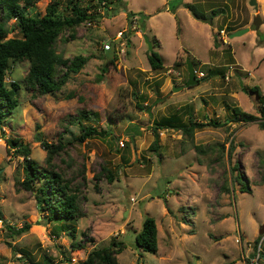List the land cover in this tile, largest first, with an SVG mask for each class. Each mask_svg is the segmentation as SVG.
Here are the masks:
<instances>
[{"label": "rangeland", "instance_id": "374dc122", "mask_svg": "<svg viewBox=\"0 0 264 264\" xmlns=\"http://www.w3.org/2000/svg\"><path fill=\"white\" fill-rule=\"evenodd\" d=\"M52 1L38 0L30 15H45ZM59 1L63 10L69 0ZM122 1L124 5L99 11L94 23L78 27L73 40L71 31L59 37L56 50L61 56L89 58L59 93L35 99L24 86L29 63L11 65L7 83L16 81L22 88L19 106L0 123V264H82L92 250L109 246L113 239L126 245L117 256L119 264H242L236 240L242 233L246 251V241L262 226L264 129L259 122L208 127L192 138L162 130L159 153L151 149L155 140L151 128L154 119L178 110L184 119L192 113L200 121L209 116L225 123L232 118L226 105L264 122L259 98L251 91L258 87L264 94V23L258 31L253 26L257 14L264 22V0H257L258 10L251 6L252 0ZM186 3L197 4L204 19H196ZM128 13L145 15L144 29L151 30L146 35L153 41L156 36L160 42L154 51L162 59L163 70L154 71L150 66L144 32L132 30ZM230 25L251 30L230 39L226 29ZM8 28V38L21 37L15 20ZM107 43L115 45L118 60L102 77L109 61L103 51ZM188 53L199 60L198 72L214 74L174 92L188 80L183 64ZM231 57L235 64H230ZM177 62H181L178 67ZM218 71H224L225 78ZM71 94L74 98L68 99ZM80 110L89 113L87 120L79 117L82 125L109 134L78 142L82 130L79 119L74 118ZM16 137L30 145L31 158L41 167L47 165L42 141L67 144V153L56 162H66L61 166L67 178L81 189L85 217L48 222L35 192L17 187L25 172L24 159L8 145ZM231 141L235 151L229 161L220 146L229 148ZM127 152L130 161L124 162L122 156ZM104 164L114 170L118 180L97 183L95 175ZM246 186L250 191L243 192ZM147 217L157 222V254L136 246V235ZM26 224L31 226L27 233L12 235L9 226L20 229ZM66 225L78 229L77 242H84L83 233L92 241L84 249L72 248L68 233L61 232L60 227Z\"/></svg>", "mask_w": 264, "mask_h": 264}, {"label": "trees", "instance_id": "16d2710c", "mask_svg": "<svg viewBox=\"0 0 264 264\" xmlns=\"http://www.w3.org/2000/svg\"><path fill=\"white\" fill-rule=\"evenodd\" d=\"M38 0H0V123L7 115H11L14 110L19 106V91L22 86L14 81L10 84L7 83V77L12 64L20 62H28L29 69L25 77V89L34 97L42 98L47 95L59 93L67 85L73 75L79 74L89 61L87 56L79 55L74 58H64L56 50V44L59 37L71 31L70 39L76 37V29L86 23H94L97 18L98 12H103L109 8V5L121 4L124 5L122 0H90L89 3L82 4L80 0H69L67 7L61 10V2L53 0L46 8V13L43 16H31L30 11L36 5ZM199 3L200 0H197ZM201 3V2H200ZM197 4H185V7L193 12L196 19H204L198 8ZM213 16L217 14L215 9L212 10ZM99 15V14H98ZM139 15V16H138ZM128 13L130 21L134 17H138L140 29H144L145 15L143 14ZM11 20L16 21V27L19 30L21 37L8 38L10 29L8 23ZM228 33L235 32L238 28L234 26L226 27ZM139 30H137L138 32ZM224 31V30H223ZM154 47L158 42L153 41ZM188 58L193 62L194 68L198 67L199 60L187 54ZM150 66L154 71H161L164 69L160 55L155 51L148 56ZM118 60L117 55H114L107 65L102 69V77L108 72L109 66L114 65ZM233 57L230 58V64H235ZM187 66V63H184ZM181 62H177L176 66H180ZM195 71H197L195 69ZM222 78H225L224 71H218ZM241 75L239 70L236 71ZM214 73L205 74V77L198 79V83L207 80ZM102 81V80H101ZM259 98L260 114L264 118V94L258 87L252 88ZM137 97V93L134 94ZM74 98V95H69L68 99ZM232 116L226 119L225 123L217 120L210 119L209 116L205 117L204 121L196 119L192 113L187 115L186 119L181 115L182 113L173 114L169 117H161L154 119L152 123V132L155 140L151 145L154 152L161 149L159 132L162 130H175L182 132L183 136L192 138L196 131L206 129L208 127L219 128L229 123L243 122L253 123L259 122V125L264 129V122L261 121L259 116L249 114L242 111L239 107H230L226 105ZM144 105L140 106V109ZM148 107V106H147ZM187 107V106H186ZM187 109V108H186ZM181 110V109H180ZM188 112V110H187ZM261 116V117H262ZM74 119L89 118V113L85 110H80ZM80 121L82 133L77 138V141L83 143L90 137L98 135H108L105 130L98 132L95 127L84 126ZM8 145L14 150L17 156L24 159V172L25 178L23 181H17V187L26 191L35 192L36 200L39 204L41 211L45 212V218L48 222L61 221V220H79L85 217L81 195L82 191L73 185V181L67 178L61 164L66 163L61 160V164L56 162V159L62 154L67 153V144L63 141L57 143H49L42 141V146L47 153L46 166L41 167L34 159L31 158V147L29 144H24L20 138L8 140ZM222 152L227 154L229 161L235 151L234 142L231 141L229 148L220 146ZM129 147H127V150ZM201 153H204L203 148H198ZM129 151V150H128ZM127 152L122 156L124 162H129L130 157L126 156ZM264 166V159L261 161ZM106 179L109 183L118 180L117 174L111 167L106 164L102 165L101 171L95 175L97 183ZM264 182V174L262 176ZM98 189V186H96ZM243 192L250 191L249 187L242 189ZM11 232L14 236H20L27 233L31 226L26 224L22 228H14ZM62 233H68L72 240V248L84 249L87 242L92 240L83 233L85 240L80 243L77 242L78 229L72 225L60 227ZM136 246L143 252L157 254L159 251L158 246V226L156 219L147 217L143 223V227L136 235ZM126 248L123 241L115 239L109 246L101 247L92 250L85 262L82 264H119L118 254L122 253ZM24 261V258H21ZM30 261V258H28ZM47 262H50L48 260ZM26 264V262H25Z\"/></svg>", "mask_w": 264, "mask_h": 264}, {"label": "water", "instance_id": "95a60500", "mask_svg": "<svg viewBox=\"0 0 264 264\" xmlns=\"http://www.w3.org/2000/svg\"><path fill=\"white\" fill-rule=\"evenodd\" d=\"M251 6H253L256 10H258L257 0H252ZM202 21L204 23H207V24H212V21H210V20H202ZM263 23L264 22H263L262 18L260 17V15L257 14L256 18H254V21H253V26L255 27V30L258 31ZM250 30H251L250 27H246L244 29L237 30L234 33H231L229 35V38L233 39L236 37L243 36L244 34L250 32ZM143 39H144V41L148 47L150 54H152L154 52L153 44L150 41L148 35L144 34ZM187 69H188L189 77H188V80H187L185 86L184 87L182 86L179 88H174V92H178V91L183 90L184 88H189V87L197 85L198 80H197V76H196V71H195L193 62L190 59L187 60ZM148 112L150 113V116L152 117L151 109H149ZM259 233L260 234L264 233V226L260 229Z\"/></svg>", "mask_w": 264, "mask_h": 264}, {"label": "built area", "instance_id": "2783aa9c", "mask_svg": "<svg viewBox=\"0 0 264 264\" xmlns=\"http://www.w3.org/2000/svg\"><path fill=\"white\" fill-rule=\"evenodd\" d=\"M132 23V30L137 31L139 30L138 28H140V24L138 21V17H134L131 20ZM91 23H89L90 25ZM224 32V31H222ZM119 36L123 35V32H119L118 33ZM121 45L123 46V43H121ZM114 49V47L112 46L111 43H107L105 45H103V51L104 52H110ZM122 52H125L124 49L121 50ZM120 53V52H119ZM196 76L199 79H202L205 77V74L203 72H198L196 71ZM238 243H241V237L240 239H237ZM264 262V233L260 234L259 237L257 238V240L255 241V254L252 258L248 259L247 264H262Z\"/></svg>", "mask_w": 264, "mask_h": 264}, {"label": "crops", "instance_id": "0c3cea01", "mask_svg": "<svg viewBox=\"0 0 264 264\" xmlns=\"http://www.w3.org/2000/svg\"><path fill=\"white\" fill-rule=\"evenodd\" d=\"M109 10V9H108ZM141 30V29H140ZM148 31H151L150 30V28H146V29H142V32H144L143 34H146ZM137 32V31H136ZM138 33V32H137ZM149 37V36H148ZM154 38H155V40L158 42V44L160 45V42L158 41V39H157V37L156 36H154ZM149 39H150V41L152 42V44H153V40L149 37ZM154 40V41H155ZM117 41H119V39L117 40ZM114 49H115V45H114ZM112 50V51H110V52H106V53H108V55H109V57H108V59H111L114 55H115V50ZM155 49V47H154V44H153V50ZM150 64V63H149ZM202 64H204V63H202ZM178 75H179V73H178ZM179 80H181V78L178 76V81ZM261 224H262V226L260 227V229L264 226V219H263V221H261ZM241 232V231H240ZM260 230L259 231H257L253 236H252V239L251 240H247L246 241V244L248 245L247 246V250L245 251V247L243 246V236H242V233H240V237H241V243H238L237 242V240H236V242L238 243V244H240V247L238 248V249H236L237 251H239L240 253H241V256H242V258L244 259V261H243V263L242 264H247V262H248V259L249 258H252L253 256H254V254H255V241L257 240V238L259 237V235H260ZM240 249V250H239Z\"/></svg>", "mask_w": 264, "mask_h": 264}]
</instances>
